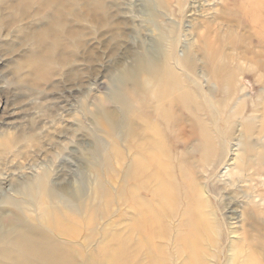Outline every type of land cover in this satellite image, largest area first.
Segmentation results:
<instances>
[{"label": "rangeland", "instance_id": "374dc122", "mask_svg": "<svg viewBox=\"0 0 264 264\" xmlns=\"http://www.w3.org/2000/svg\"><path fill=\"white\" fill-rule=\"evenodd\" d=\"M151 63L195 108L167 123L154 88L132 103ZM263 150L264 0H0V232L40 230L66 264H264V165H244ZM152 151L173 209L150 169L135 179Z\"/></svg>", "mask_w": 264, "mask_h": 264}, {"label": "bare ground", "instance_id": "6f19581e", "mask_svg": "<svg viewBox=\"0 0 264 264\" xmlns=\"http://www.w3.org/2000/svg\"><path fill=\"white\" fill-rule=\"evenodd\" d=\"M246 8V7H245ZM254 20V18H253ZM210 65L212 67V73L215 79H229L232 81L234 73L226 69L224 56L218 55L217 52L211 53L209 56ZM175 74L170 67L164 68L163 73L158 74V66L156 63H151L148 65H140L139 70L136 75V88L133 90H127V95L131 98L132 103L140 102V98L146 100L148 103L152 104V96L149 94L153 88L156 93L162 97V109H158L159 115L156 118H162V120H168L176 118V110L181 108V111H189L195 108L192 105V98L184 95L182 99L176 98V92L179 91V86L177 81L174 79ZM168 83L167 87H164V83ZM225 83V82H224ZM174 113L172 115V112ZM150 122H152L150 120ZM153 128V124H150ZM211 142L209 139H204L202 144V156H205L211 150ZM252 155L253 151L248 152ZM165 155L158 152H149L144 156L143 159L139 160V168L136 171L135 179L142 178L146 169L151 170V176L156 180L158 186L154 191L155 198L161 203L162 206L169 208H174L176 205L175 197H177V185L174 182V176L169 164L168 159ZM255 160L249 159L244 165L252 164L258 169L264 165V150L255 155ZM261 165H258V164ZM183 178L185 186L189 190H193L194 184L188 178V173L183 172ZM174 190V191H173ZM199 195H196V200ZM193 204H190V208ZM234 214V210L231 211ZM165 215H157L152 219H148L150 224L156 223L158 226L161 224ZM235 219V218H234ZM157 226V225H155ZM202 228L204 225L199 223ZM196 231V230H193ZM206 233V232H205ZM186 244L185 249L189 250L192 256L195 255L196 251L200 247V235L198 232H192L183 239ZM0 244H2V249L0 250V264H66V257L64 256L63 248L60 246L52 237L48 234L39 230H25L23 227L16 230L12 234H4L0 232ZM245 264H257L255 258H249Z\"/></svg>", "mask_w": 264, "mask_h": 264}]
</instances>
